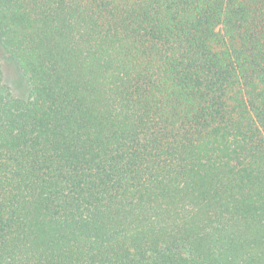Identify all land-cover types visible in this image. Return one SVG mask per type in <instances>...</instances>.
Instances as JSON below:
<instances>
[{
  "label": "trees",
  "instance_id": "obj_1",
  "mask_svg": "<svg viewBox=\"0 0 264 264\" xmlns=\"http://www.w3.org/2000/svg\"><path fill=\"white\" fill-rule=\"evenodd\" d=\"M0 264H264V0H0Z\"/></svg>",
  "mask_w": 264,
  "mask_h": 264
},
{
  "label": "rangeland",
  "instance_id": "obj_2",
  "mask_svg": "<svg viewBox=\"0 0 264 264\" xmlns=\"http://www.w3.org/2000/svg\"><path fill=\"white\" fill-rule=\"evenodd\" d=\"M2 64L4 69L3 72H4L5 82L9 85V87L11 88V90L15 95L24 96L25 94L24 87H22V85L19 83L15 71L12 69L10 65L6 64L3 60H2Z\"/></svg>",
  "mask_w": 264,
  "mask_h": 264
}]
</instances>
